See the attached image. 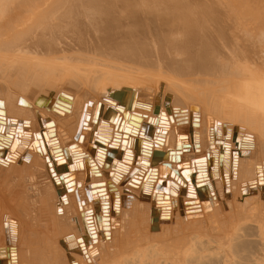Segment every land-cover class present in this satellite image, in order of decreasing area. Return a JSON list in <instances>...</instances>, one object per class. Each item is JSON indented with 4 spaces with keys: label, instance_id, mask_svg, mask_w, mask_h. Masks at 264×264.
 Returning <instances> with one entry per match:
<instances>
[{
    "label": "bare ground",
    "instance_id": "6f19581e",
    "mask_svg": "<svg viewBox=\"0 0 264 264\" xmlns=\"http://www.w3.org/2000/svg\"><path fill=\"white\" fill-rule=\"evenodd\" d=\"M0 264H264V0H0Z\"/></svg>",
    "mask_w": 264,
    "mask_h": 264
},
{
    "label": "rangeland",
    "instance_id": "374dc122",
    "mask_svg": "<svg viewBox=\"0 0 264 264\" xmlns=\"http://www.w3.org/2000/svg\"><path fill=\"white\" fill-rule=\"evenodd\" d=\"M249 240L256 245L257 241H258V238H256L255 236H251V237H249Z\"/></svg>",
    "mask_w": 264,
    "mask_h": 264
},
{
    "label": "water",
    "instance_id": "95a60500",
    "mask_svg": "<svg viewBox=\"0 0 264 264\" xmlns=\"http://www.w3.org/2000/svg\"><path fill=\"white\" fill-rule=\"evenodd\" d=\"M186 164V163H185Z\"/></svg>",
    "mask_w": 264,
    "mask_h": 264
}]
</instances>
